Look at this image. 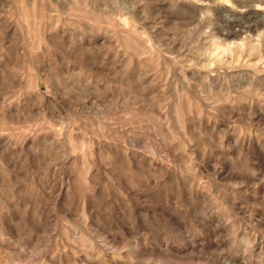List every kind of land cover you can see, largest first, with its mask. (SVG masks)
I'll use <instances>...</instances> for the list:
<instances>
[{"label": "rangeland", "instance_id": "374dc122", "mask_svg": "<svg viewBox=\"0 0 264 264\" xmlns=\"http://www.w3.org/2000/svg\"><path fill=\"white\" fill-rule=\"evenodd\" d=\"M0 264H264V0H0Z\"/></svg>", "mask_w": 264, "mask_h": 264}, {"label": "bare ground", "instance_id": "6f19581e", "mask_svg": "<svg viewBox=\"0 0 264 264\" xmlns=\"http://www.w3.org/2000/svg\"><path fill=\"white\" fill-rule=\"evenodd\" d=\"M253 5H254V4H253ZM235 24H236V25H239V27H238V28H239L238 32L243 31L244 29H247V27H248V26H247L248 24H247V25H244V24H241L240 22H235ZM210 62H211V61H210ZM213 77H214V76H213Z\"/></svg>", "mask_w": 264, "mask_h": 264}]
</instances>
